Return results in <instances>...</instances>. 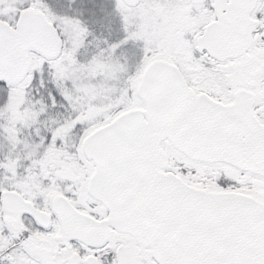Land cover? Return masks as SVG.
<instances>
[{
	"label": "snow or ice",
	"instance_id": "6c2138e0",
	"mask_svg": "<svg viewBox=\"0 0 264 264\" xmlns=\"http://www.w3.org/2000/svg\"><path fill=\"white\" fill-rule=\"evenodd\" d=\"M0 264H264V0H0Z\"/></svg>",
	"mask_w": 264,
	"mask_h": 264
}]
</instances>
